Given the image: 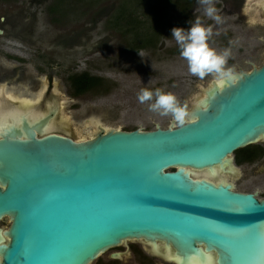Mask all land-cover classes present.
<instances>
[{
	"label": "water",
	"instance_id": "water-1",
	"mask_svg": "<svg viewBox=\"0 0 264 264\" xmlns=\"http://www.w3.org/2000/svg\"><path fill=\"white\" fill-rule=\"evenodd\" d=\"M238 72L235 86L211 83L184 128L80 138L55 124L57 106L3 126L0 264H90L127 240L174 264H264V198L219 172L264 143V59Z\"/></svg>",
	"mask_w": 264,
	"mask_h": 264
},
{
	"label": "rangeland",
	"instance_id": "rangeland-1",
	"mask_svg": "<svg viewBox=\"0 0 264 264\" xmlns=\"http://www.w3.org/2000/svg\"><path fill=\"white\" fill-rule=\"evenodd\" d=\"M120 1L0 0V88L7 90L3 97L8 100L4 107L17 106L10 97L20 94L11 90L21 89L32 97L41 93L33 106H22L23 110L32 115L57 106L55 124L80 138L97 132L99 126L125 131L165 129L171 116L150 112L137 96L142 88H160L172 92L182 104L201 97L191 95L195 85L201 84L194 78L201 79L189 73L171 33L175 27L188 29L189 21L197 18L213 29L211 47L231 50L228 66L248 72L263 62V16L253 2L246 6L249 0H214L221 23L208 18L197 1L186 13L170 8L163 19L169 26L157 46L139 51L128 46L129 35L109 25ZM82 72L103 79L98 92L72 94L66 79ZM22 107L16 109L22 111ZM234 185L264 198L262 182L246 179Z\"/></svg>",
	"mask_w": 264,
	"mask_h": 264
},
{
	"label": "clouds",
	"instance_id": "clouds-1",
	"mask_svg": "<svg viewBox=\"0 0 264 264\" xmlns=\"http://www.w3.org/2000/svg\"><path fill=\"white\" fill-rule=\"evenodd\" d=\"M197 3L203 8V12L208 18L216 23L222 22L214 0H197ZM189 23L188 29L175 27L171 30L172 37L179 46L180 55L187 62L189 73L201 80L212 75L222 85H237L241 75L234 65L228 66L231 50L217 51L211 47L209 41L213 35V29L211 26H204L199 18L194 22L189 21ZM137 99L141 104L147 103L150 112L161 117L170 115V130L184 128L194 122L193 113L189 110L188 103L182 104L172 92H165L160 88L154 91L142 88Z\"/></svg>",
	"mask_w": 264,
	"mask_h": 264
},
{
	"label": "trees",
	"instance_id": "trees-1",
	"mask_svg": "<svg viewBox=\"0 0 264 264\" xmlns=\"http://www.w3.org/2000/svg\"><path fill=\"white\" fill-rule=\"evenodd\" d=\"M61 2L64 0H60ZM197 0H121L113 13L110 27L129 35L128 46L135 50L155 48L168 25L164 22L170 8H191ZM67 83L74 96L98 92L103 79L87 72L71 74ZM260 145H252L236 151L238 162L252 161L263 155ZM251 153V154H250Z\"/></svg>",
	"mask_w": 264,
	"mask_h": 264
},
{
	"label": "flooded vegetation",
	"instance_id": "flooded-vegetation-1",
	"mask_svg": "<svg viewBox=\"0 0 264 264\" xmlns=\"http://www.w3.org/2000/svg\"><path fill=\"white\" fill-rule=\"evenodd\" d=\"M191 8H189V10ZM179 12H181V10H179ZM182 12H184V11H182ZM185 13H186V11H185ZM261 15L263 16L264 14L261 13ZM263 22H264V16H263ZM2 34H3V31L0 35H2ZM194 81L201 82L202 85L201 84H200L201 86L195 85V90L192 92L191 95L192 96L195 95L196 97H199V96L202 97V96H204L206 91H208V90H210V88H212L211 83L217 82L218 80H216L213 76L210 78H206L203 81L194 78ZM6 91L7 90L4 89L3 91L1 90V92H0V98H1V100L3 99L2 101H0V103H1L0 108L1 109L7 108L4 106H6V103H8L7 102L8 100L7 99L5 100V98L3 97L4 94L6 96V94H7ZM11 91L15 92V93L18 92L20 95H22V96L18 95L21 98L26 97V96L27 97L31 96L30 98H37V95L32 97L33 95H31L27 92H24L21 89H19L17 91H13V90H11ZM7 97L9 98V94ZM195 102L192 103V101L190 100L187 103H188L189 107H192V105H194ZM20 106H21V103H20ZM2 111H3V109H2ZM0 112H1V110H0ZM10 112H12V111H7V112L3 113V115H5L6 113L9 114ZM26 112H27L26 110L14 111V113L19 114V116L21 113H25L26 115H28L29 112L28 113H26ZM33 117H34V114H32L29 119H32ZM259 145L264 149V143H259ZM238 158H239V155L236 154V152H235L233 154V161L232 162H233L234 166L236 168H238V172L234 175H230V174L225 175L222 173V171H219L220 175L222 177H225L226 179L232 181L233 185H234L235 181H245L246 179H249V180L251 179L252 181L256 180L257 182L264 183V152H263V155L261 157L257 158L256 160L254 159L252 161H249V162L242 161L239 163ZM244 166L245 167L249 166L248 170L244 169ZM234 190L238 191V192H242V193H256L255 191H250V190H245V189H242V190L237 189L235 185H234ZM256 198L260 199V198H258L257 194H256ZM6 223H7L6 221H0V227H4L6 225ZM148 251H151V247L133 244L132 240H127L126 242L122 243L121 245L105 251L104 253H102L99 256V259L94 260L90 264H174L172 262H169L167 260L159 258L155 255H152V254L148 253Z\"/></svg>",
	"mask_w": 264,
	"mask_h": 264
},
{
	"label": "bare ground",
	"instance_id": "bare-ground-1",
	"mask_svg": "<svg viewBox=\"0 0 264 264\" xmlns=\"http://www.w3.org/2000/svg\"><path fill=\"white\" fill-rule=\"evenodd\" d=\"M250 7H251V6H250ZM5 97H6V96H5ZM40 98H41V95H40V94H39V96H38L37 98H33V99H31L32 101H26V100L24 101V100H20V99H19V96H16L15 94L12 95V96L10 97V99H12V100L19 101V102L21 103V106H24V107L33 106L32 104H34V103H35L36 101H38ZM2 100H3V99H2ZM2 100H1V98H0V101H2ZM0 104H1V103H0ZM58 110H59V109H58ZM0 113H1V114H0V129H1L3 126H5L6 124H8L9 121L12 122V123H15V122L18 121L19 114H15L14 111L10 112L9 114L6 113L5 115H3V112H2V111H1ZM22 114H24L25 117H28V119H29L30 116H31V113H30L29 115H26L25 113H22ZM20 115H21V114H20ZM36 118H37V116L34 115V117H33L32 119H30V120H34V119H36ZM58 122H59V121H58ZM52 124H53V123H51L50 125L53 126ZM64 124L67 125L68 123L64 121ZM51 126H48V125H47L45 131H48V130L51 128ZM62 126H64V125H62ZM60 129H63V128H60ZM63 130H65V131L68 132L69 134H72L71 131H70L69 129H67L66 127H65ZM193 174H194V175H198V173H195V172H194ZM215 174H217V171H216V170L213 172V175H211V177L215 176Z\"/></svg>",
	"mask_w": 264,
	"mask_h": 264
}]
</instances>
